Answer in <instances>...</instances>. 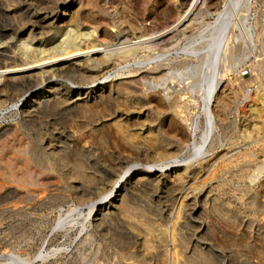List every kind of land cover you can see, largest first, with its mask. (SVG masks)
Masks as SVG:
<instances>
[{
    "label": "bare ground",
    "instance_id": "obj_1",
    "mask_svg": "<svg viewBox=\"0 0 264 264\" xmlns=\"http://www.w3.org/2000/svg\"><path fill=\"white\" fill-rule=\"evenodd\" d=\"M29 1L25 0L26 5L23 9L21 8L23 18L42 29L50 19H53L52 22L55 21L53 23L56 25L52 24L54 31H51L49 36L40 35L39 42L34 47L31 41L36 36H30L28 40L18 42L21 39L18 36L21 28H16V32L14 31L13 36H10V41H0L2 42L0 49L7 43L11 46L19 43L20 46V49L16 51L11 50L16 47L9 48L8 46H6L8 49L0 50L2 51L1 56H10L9 58L13 59L12 63L0 62L2 89L19 86L29 90L55 77L66 78L72 84L82 83L83 85L88 81L96 83L98 79L111 74V71L115 70L118 65L123 66L115 72L114 77L119 76L117 79H111L112 81L108 84L105 83L106 85H100L101 87H95L89 91L83 87L70 92L66 88L63 90L56 87L47 88L40 96L34 98L33 101L37 100V102L30 103L29 106H24V101L28 98L26 94L22 95L21 91V94L17 93L19 95L15 93L18 100H15L16 102L9 108V111H16L22 118L18 125H10L11 127L0 132V189L9 186L7 183L16 182L19 176H25L29 183L33 182L34 173L43 174L42 176L47 178V174L50 173L47 170H53L55 164L50 162V159L54 157L53 152L59 155L60 151L64 152L69 148L77 159L75 164L77 171L86 173L85 179L82 180L86 184L79 183L81 181L79 179L78 188L82 191H88L91 188L99 191L85 219L89 220L96 215V217L101 216L99 219L102 220L117 213L119 209L117 210L113 205L116 196L124 197L126 194L138 192L143 188L150 190V188H158L164 184L165 191H163L166 194L164 197L170 199L171 205L168 215L171 217L174 215L179 219L172 224L170 230L162 231L161 229L162 232L156 236L158 238L154 239L155 250L151 251L150 248L147 255L140 258L138 262L159 264L162 259L163 264H210L211 259L207 256V260L204 261V250L213 252L211 250L213 246L221 244L210 221H205L204 225L200 224L199 231L202 233L198 237L196 234L191 237L186 232L188 229L185 231L182 226L185 224L184 219H189L188 215L193 210V203H196L194 202L196 199L194 189L197 188V183L194 186L190 181L199 173L207 177L211 174L216 176L215 168L208 163L210 161L208 158L212 155L210 152L212 153L217 145H220L217 144L220 140L214 137V133L217 128V115L222 114L228 104L224 98H227V102L228 99L233 102L237 100L234 93L231 95L232 91L228 89L227 84L223 85L225 73L221 74L228 49V46L226 49L228 42L226 43L224 33L230 25L224 27L220 23L222 27L219 26L221 29L217 36L215 32L209 35H213L212 43L210 42V55L209 52L201 51L204 44L203 46L194 45L192 42V47L188 49L189 52L182 53L184 58L178 60L177 54L172 55L174 54L172 51L178 48L183 37L192 35L199 28L198 26L203 22L202 16L206 15H204V9L207 7H199L201 0H171L172 3L178 4L176 19L171 24L168 23L161 29L156 28L157 30L151 33L130 32L123 27L117 33L113 26L110 28L104 17L93 11H84L82 6L72 10L74 20L71 24L60 23L63 16H57V13L52 12L47 14V11L42 15L37 9L38 5L34 6V3ZM81 1L73 0L69 7L76 3L78 5ZM222 1L209 0L213 4L211 6L215 7L221 5ZM240 1L238 0L237 3ZM230 8L228 5L224 8V12L216 16L220 19L225 12L230 13ZM67 9L68 6L65 11ZM180 28V32L173 35L176 38L174 42L169 43L164 40L168 34L178 32ZM45 32L40 33L47 34L49 31L46 29ZM8 35L1 37L8 38ZM8 52H13V54H7ZM204 58L207 59L208 66H211L207 77L204 76ZM212 58L215 60L212 61ZM176 59L178 62L175 61ZM172 69L175 71L172 72V76H169L168 71ZM33 82H37L35 86ZM260 88L257 86L252 91L247 90L243 95L245 103L249 101V115L246 118L247 136L255 134L256 140L264 144V135H260L264 134V90ZM16 91L19 92V90ZM22 91H24L23 88ZM194 107L199 112L193 113L191 109ZM66 112L69 115H63ZM204 114L209 128L203 134L202 142L199 143L197 135L198 130L201 129L199 126L202 119L205 118ZM117 117L119 119H116ZM108 124L114 126L115 137L111 139L103 133ZM42 127L48 128L50 138L38 136L37 131ZM192 138L193 141H191ZM59 148L61 149L58 150ZM60 156L67 161V151ZM143 156L148 162L145 165L142 162L137 164L135 161ZM149 157H151L150 164ZM141 164L142 167H138ZM171 164H175L176 168L172 176L167 175L164 169ZM263 167L264 165L258 166L259 172L256 173V178L263 172L260 170ZM123 170L125 171L121 176ZM104 180L107 182L104 183ZM151 203L148 204L149 211L155 217L157 214L161 216V213L166 210L159 203ZM202 210L194 208L197 214L203 213ZM148 216L150 219V215ZM70 222L73 223V220L66 224L71 226ZM204 230L206 235L212 236H210L212 243L205 246L201 241ZM247 231L248 233H245L242 227H238L235 237L239 238L242 243L246 239L248 244L244 246L253 247L251 249L254 256H252V262L248 261L250 264H264V225L258 227L256 231L253 228ZM220 236L228 237L225 232H222ZM125 240L121 241L123 246L120 250L122 251H128L134 243L130 236H127ZM169 244L172 248L164 250ZM238 244L239 242L235 246ZM238 246L236 250L239 255L238 264H243L246 259L243 254L246 247ZM182 252L185 253L184 256ZM45 254L49 253L41 251L38 256L45 257ZM9 259L13 264H33L32 258L22 257L21 254H11Z\"/></svg>",
    "mask_w": 264,
    "mask_h": 264
},
{
    "label": "rangeland",
    "instance_id": "obj_2",
    "mask_svg": "<svg viewBox=\"0 0 264 264\" xmlns=\"http://www.w3.org/2000/svg\"><path fill=\"white\" fill-rule=\"evenodd\" d=\"M30 1L34 3V6L38 5L37 9L40 10L42 15L46 11L47 14L51 12L57 13V16H63L60 23L65 22L67 24H71L74 20L72 16L74 12L72 10H76L82 6L84 11H93L104 17L110 28L113 26L117 33L122 27L130 32L151 33V31L161 29L168 23L171 24L176 19L178 10V4L172 3L171 0L170 2L168 0H82L81 3L83 5L81 3L77 5L76 3L72 7H69V5L72 4L73 0ZM223 1L218 8L211 6L213 4L209 0H201L199 7H207L204 9V15H206L202 16L203 22H201L198 26L199 28L192 35L187 36L188 38L183 37L178 48L176 47L172 51L174 53L172 55L176 56L177 54L178 60L184 58L182 53H185V51L189 52L188 49L192 47V42H194V45L199 44L203 46L204 44V49L202 48L201 51L204 53L209 52L210 55V44L212 43L211 39L213 35H209L215 32L217 36L221 29L219 28L220 23L224 27H228L229 25L232 27L229 26L228 29L226 28L227 31L225 30V33L231 31L229 34L224 33V36H227L225 38L226 43L228 42L226 49L227 46L228 49L226 50L227 58L222 67L223 72L221 74L225 73L223 75V85L227 84L228 89L232 91L231 95L234 93L237 100L233 102L228 99L227 102V98H224L228 104L226 105L225 103L224 112L217 115L218 117L216 116L217 128L216 132L214 131L216 133H214V137L220 140L217 143L220 145H217L212 153L210 152L212 155H209L208 160L210 161L208 163L215 168L214 173L217 177L214 174V176L211 174L207 177L199 173L190 181L194 186L197 183V188L194 189V196L196 198L194 202L196 201V203H193L194 207L192 206L193 210L188 215L189 219H184L185 224L182 228L184 227L185 231L188 229L186 232L191 237L195 234L198 237L202 233L199 231L200 224L204 225L205 221H210L216 235L218 234L219 244L221 243L222 245L213 246L211 249L213 252L204 250V261L208 257L211 259H208L211 261L210 264H238L239 255L238 251H236L239 248L238 245L242 248L241 246L248 243L245 241L246 239L242 243L239 238L235 237L236 228L242 227L245 233H248L247 229L253 228L256 231L258 227L264 225V167L260 169L263 172H260L259 177H255L256 173L259 172L258 166L264 165V144L256 140L257 136L255 134L247 136L246 118L249 115V101L245 103L243 95L247 90L252 91L257 86L264 90V0H241L238 3V0ZM25 5V0H0V41H10V36H13L12 33L14 31L16 32V28H21L20 31L17 30L19 32L18 36L21 38L18 42L21 43L23 40H28L30 36H36L31 41L32 47H34L38 44V37L40 35L47 37L51 34V31H54L52 24L56 25V23H53L55 21L52 22L53 19H50L51 22L48 20V23L46 22L42 29L38 28L35 23L23 18L21 11ZM228 5L231 7L230 13L225 12L219 19L217 16L224 12V8ZM67 6L68 9L65 11ZM229 14L232 15L230 16ZM49 24L51 27L48 26ZM46 29L50 33L45 34ZM180 30L181 28L178 32L168 34L164 40L169 43L172 42L176 39L173 35L178 34ZM40 32L45 33L41 34ZM5 34L10 35L7 36L8 38H2L1 36ZM19 43H16L17 45L14 46L7 43L6 46L9 48L16 47L14 49L11 48V50L16 51L18 48L20 49ZM161 43L163 42L161 41ZM6 46L0 50L8 49ZM7 54L11 55L13 52H8ZM4 57L0 55V62H13V59L9 58L10 56ZM177 59L175 60L176 62H178ZM206 60L204 58L205 77L211 71V66H208L209 63ZM214 60L212 58V61ZM131 62L133 63V61ZM121 66L123 65H118L115 70L111 71V74L103 76L96 83L88 81V83L84 82L83 85L82 83L72 84L66 78L55 77L44 83L37 81L41 83L36 86L37 82H33L35 87L29 90L19 86L2 89L0 85V132L21 122L22 116L20 114H17L14 110L9 111V108L18 100L15 96L21 94V92H23L22 95L26 94L28 96L24 101V106H29L30 103L37 102V100L33 101L34 98L40 96L47 88L56 87L62 90L66 88L70 92L76 90L78 87H83L89 91L117 79L119 76L114 77L115 72ZM246 68L250 69L251 75L242 76L241 73ZM174 71L175 69L168 71V75L172 76L171 74ZM257 77L259 82L257 81ZM22 88L24 91H22ZM16 90H19V92ZM196 107L191 109L193 113H197ZM197 109L199 108L197 107ZM63 115L69 114L66 112ZM116 119H119V117ZM110 125H106L103 132L109 139L115 137L114 126ZM200 126L199 128L201 129L198 130L199 133L197 135L199 143L202 142V136L209 128L206 116L202 119ZM39 130L37 134L38 136L40 135V138H50L47 127H42ZM260 135L264 134L261 133ZM191 141H193V138ZM119 143L121 144V142ZM66 151L68 153L67 161L60 156ZM60 152L59 155L53 152L52 156L54 157L49 158L50 162H54L55 164L53 165V170H47V172H50L47 174V178L42 176L43 174L34 173L36 179L34 178L35 181L33 180V182L29 183L25 176H19L16 178V182L7 183L9 186L0 189V264H13L9 259L11 254H21L22 257H30L33 260V264H140L138 261L147 255L150 248L151 251L155 250V237L164 230H170L172 224L179 219L174 215L172 217L168 215L171 205L170 199L164 197L166 196L164 184L158 186V188H150V190L143 188L138 192H134L135 194L131 192V194H126L124 197L116 196L113 200V205L116 206L117 210L119 209L117 213L109 215L102 220L99 219L101 216L96 217V215H93L87 220L85 219L86 215L95 199H97L99 191L95 188L93 190L92 188L91 190L88 189V191L86 190L87 192L79 189V183L83 182L86 184L82 181L85 179L86 173L84 171H77V165H75L77 159L72 150L67 148L64 152L63 150ZM87 160L85 158L86 162H88ZM137 160L135 161L137 164L142 162L145 165L148 162L144 156L140 160ZM148 160L150 164L151 157ZM65 163L66 165H64ZM142 164L138 165V167H142ZM174 166L175 164H171V166L164 168L165 173L172 176L176 170ZM70 171L71 173H69ZM124 171L121 173V176H123ZM43 178L45 179L43 180ZM103 182L106 183L107 180ZM16 184L17 186H14ZM148 202L159 203L167 212L165 213L164 211L161 213V216L157 214V217H155L149 211ZM194 208L198 210L203 209V213L197 214ZM148 215H150L152 220H150L151 218L149 219ZM65 220L66 223L73 220V223L70 222L71 226H69V223L66 224ZM222 232L227 233L228 239L220 236ZM245 235L247 236V234ZM127 236H130L134 243L131 245L130 251L124 250V252L120 248L123 246L121 245L123 244L122 242L126 241L125 238ZM210 236V234L206 235L204 230V234L201 237L204 246L212 243L210 239L212 236ZM225 239H227V242ZM223 241L224 243H222ZM232 241L239 242L236 245L237 247L235 246L237 243H233ZM171 248L172 245L169 244L165 246L164 250ZM244 248L246 250L243 254L246 259L244 258L245 263L243 264H250L253 260L252 256H254L251 249L253 247L248 248V246H244ZM41 251L49 253L48 255L45 254L46 258L38 256ZM182 255L184 256L185 253L182 252ZM162 261L160 259L161 264H163Z\"/></svg>",
    "mask_w": 264,
    "mask_h": 264
},
{
    "label": "built area",
    "instance_id": "obj_3",
    "mask_svg": "<svg viewBox=\"0 0 264 264\" xmlns=\"http://www.w3.org/2000/svg\"><path fill=\"white\" fill-rule=\"evenodd\" d=\"M241 75L242 76L251 75L250 69L249 68L243 69ZM263 109H264V106H263Z\"/></svg>",
    "mask_w": 264,
    "mask_h": 264
}]
</instances>
